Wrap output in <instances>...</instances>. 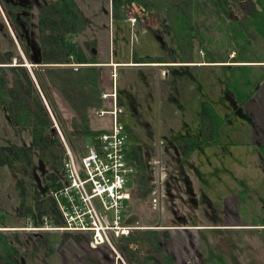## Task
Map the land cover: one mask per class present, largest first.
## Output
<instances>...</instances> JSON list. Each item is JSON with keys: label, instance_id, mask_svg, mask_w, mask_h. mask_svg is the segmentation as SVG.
I'll return each mask as SVG.
<instances>
[{"label": "rangeland", "instance_id": "374dc122", "mask_svg": "<svg viewBox=\"0 0 264 264\" xmlns=\"http://www.w3.org/2000/svg\"><path fill=\"white\" fill-rule=\"evenodd\" d=\"M23 1L32 6V37L38 45L39 7L56 0ZM75 2L87 21L77 41L83 47L87 43L96 44L94 52L101 62L99 65L105 67L107 75H114L113 88L106 86L105 93L115 89L124 103L123 124L128 145L141 147L148 161L147 187L135 189L136 170L128 180L132 199L126 224L135 229L132 234L156 230L160 236L164 226L172 220L173 225H187L191 229L173 231L169 239L160 237L162 251L153 253L156 261L175 253L177 264H264V230L256 227L264 223V170L259 166V154L264 155V150L252 142L256 128L253 121L238 113L230 116L233 113L229 98L231 69L192 64L206 61L205 52L183 50L169 29V25H174L169 9L160 7L164 4H160V0H149V8L137 2L123 4L117 0ZM0 11V46L6 49L11 43L8 31L13 30L1 6ZM51 94L63 117L71 118L73 112L69 107L53 89ZM45 102L54 118L46 99ZM204 102L210 103L223 119L219 137L216 143L203 147L208 152L207 158L196 153L185 160L182 167L188 174L192 166L202 172L194 186L213 208L203 205L200 197L197 208L184 194L172 204L165 193L166 180L170 168L178 163V157L177 154L173 157L169 149L180 137L202 138ZM110 107L111 103L106 102V109ZM54 121L62 133L60 125ZM108 127L109 119H100L96 112L92 114L94 131ZM61 139L66 147L64 135ZM30 140V130L15 127L0 106V146H22ZM94 144L92 136L74 138L73 148L69 149L79 159ZM207 167L209 171L205 174ZM161 168H164L163 181ZM16 170L18 175L7 167L0 168V236L11 239L17 234L14 239L20 240L22 245L19 264H129L123 254L120 255L125 263L119 261L107 245L94 247L87 235L78 234V241L77 234L70 233V238L64 241V232L35 231L33 219L20 215L21 205L28 206L32 202L33 186L46 185L49 168H40L34 178H24V201L18 186V180L24 176L20 167ZM165 172L167 178H164ZM158 198V205H154V199ZM200 225L216 227L194 228ZM39 237L46 238L47 244L53 247L52 255L38 246L36 238ZM112 242L119 251V240L112 237ZM0 264H4L1 258Z\"/></svg>", "mask_w": 264, "mask_h": 264}, {"label": "trees", "instance_id": "16d2710c", "mask_svg": "<svg viewBox=\"0 0 264 264\" xmlns=\"http://www.w3.org/2000/svg\"><path fill=\"white\" fill-rule=\"evenodd\" d=\"M117 1L150 7L149 0ZM160 4L169 9L171 23H174L169 29L184 51H204L206 61L202 63L231 64L228 66L231 69L229 98L233 106L230 116L240 113L264 83V0H160ZM0 5L14 34L8 31L11 39L8 48L0 46V106L15 127L31 132L29 144L0 146V168L7 167L17 175L16 167L22 169L20 173L24 177L18 180V186L23 201L26 194L24 178H34L40 168H49L46 185L43 188L33 186V200L28 206L21 205L20 215L30 216L36 228L44 227L46 222L53 227H63L54 192L65 183L62 162L66 148L61 137L54 134V119L71 148L74 138L95 137L105 132L91 128V116L106 108L102 94L108 86L113 88L114 75H107L105 67L99 65L101 62L97 61L94 52L96 44L87 43L83 47L77 41V36L86 29L87 21L75 0H56L39 7L38 45L32 37L31 4L0 0ZM19 48L30 63L37 82ZM52 89L73 112L71 118L63 117L51 94ZM120 104L124 107L121 98ZM222 121L213 106L204 102L202 138L188 136L176 141L169 150L173 151L170 153L173 157L177 154L178 163L170 168L169 174L201 146L216 143ZM127 150L128 162L137 172L135 189L147 187L145 170L148 161L143 157L142 148L128 145ZM129 209L130 206L127 216ZM64 233L65 241L70 238V232ZM13 236L15 238L17 234ZM160 237L169 239L170 234L166 230L160 236L156 230L131 232L128 237L118 238L119 253L129 264H176L174 256H165L159 261L153 258L154 252L162 251ZM14 238L0 236V258L4 264H19L22 245ZM36 239L38 246L46 248L47 255L53 254V247L47 244L46 238ZM75 239L79 241L78 234Z\"/></svg>", "mask_w": 264, "mask_h": 264}, {"label": "built area", "instance_id": "2783aa9c", "mask_svg": "<svg viewBox=\"0 0 264 264\" xmlns=\"http://www.w3.org/2000/svg\"><path fill=\"white\" fill-rule=\"evenodd\" d=\"M131 22L135 24V20ZM102 100L110 102L111 107L98 110L97 115L100 119H109V127L94 137V146L88 147L78 159L65 143L67 152L62 162L65 183L54 192L63 227H53L46 222L35 231L87 235L94 247L109 246L118 260L125 263L113 245L112 237H128L135 230L126 224V212L132 199L128 180L134 175L135 168L128 162V137L123 124L125 110L119 95L114 89L111 93H103ZM56 127L63 138L57 124ZM163 172L164 168H161V181ZM164 178H167V172ZM158 201L159 198L154 199V205H158Z\"/></svg>", "mask_w": 264, "mask_h": 264}, {"label": "crops", "instance_id": "0c3cea01", "mask_svg": "<svg viewBox=\"0 0 264 264\" xmlns=\"http://www.w3.org/2000/svg\"><path fill=\"white\" fill-rule=\"evenodd\" d=\"M233 57V56H232ZM30 64V63H29ZM108 64V63H106ZM192 64H199V65H204L207 63H192ZM115 65V64H113ZM210 65H216V66H229L231 64H226V63H218V64H210ZM264 65V64H263ZM240 117L244 119H248L253 121L252 124L256 127L255 130L253 131V135L251 137L253 144L257 146L260 150H264V83L261 85L260 89L257 91V93L254 95V97L249 100L242 108L240 113H238ZM228 116V115H227ZM212 145V144H210ZM210 145H203L200 148H198L195 152L191 154L190 157H192L194 154H198L199 152L204 155V159L207 158L208 152L204 151L203 147H208ZM201 151H204L203 153ZM260 160H259V166L263 168L264 170V155L259 154ZM189 157V158H190ZM188 158V159H189ZM209 171V167L206 168V173ZM169 174V173H168ZM202 172L197 169L196 166H192L191 169V174H188L187 172H183V167L182 165L174 171L172 174L168 175V178L166 180V189L165 193L168 195V199L171 201L172 204H176V199L178 197L182 196L183 194L188 196L190 199V203L192 205H195L197 208L200 207V201L202 202L203 205H207V208H213L212 203H209L208 198H205V201L203 200L204 198L199 196L198 192V187L194 186V183H197L196 180H198V176ZM206 179H208L206 177ZM179 196H177V194ZM186 196V197H187ZM200 197V201L197 199ZM189 202V200H188ZM174 209V208H173ZM172 222V220H170ZM169 223L164 226V231H168L170 236L171 232L173 231H178V230H183V229H191L190 227H187V225H173L172 223ZM215 228L216 226L213 225H200L196 226L194 228ZM250 227V226H248ZM258 229L264 230V223H262L259 226H256ZM163 227L161 228V230ZM174 257H176V264L178 263V258L175 253H173Z\"/></svg>", "mask_w": 264, "mask_h": 264}, {"label": "water", "instance_id": "95a60500", "mask_svg": "<svg viewBox=\"0 0 264 264\" xmlns=\"http://www.w3.org/2000/svg\"><path fill=\"white\" fill-rule=\"evenodd\" d=\"M12 33H13V31H12ZM19 49H20V51H21V53H22V56H23V58H24V60H25V62H26V66H27V67L31 70V72H32L31 66H30V64H29V62H28V60H27V58H26L24 52L22 51L21 48H19ZM32 75H33L34 80L37 82V80H36V78H35L33 72H32ZM54 134H59V132H58V130H57L56 128L54 129Z\"/></svg>", "mask_w": 264, "mask_h": 264}, {"label": "flooded vegetation", "instance_id": "af4514ba", "mask_svg": "<svg viewBox=\"0 0 264 264\" xmlns=\"http://www.w3.org/2000/svg\"><path fill=\"white\" fill-rule=\"evenodd\" d=\"M21 1V3L22 4H26V3H24V1L22 2V0H20ZM1 6V5H0ZM1 9H2V7H1ZM3 10V9H2ZM5 20L7 21V23H8V20L5 18ZM128 155H129V152H128ZM174 256V255H173ZM175 260H176V257H175Z\"/></svg>", "mask_w": 264, "mask_h": 264}]
</instances>
